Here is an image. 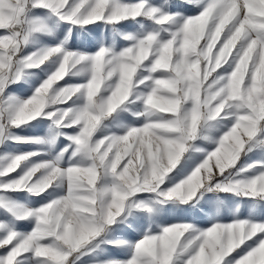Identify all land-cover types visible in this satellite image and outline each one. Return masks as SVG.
<instances>
[{
  "label": "snow or ice",
  "instance_id": "snow-or-ice-1",
  "mask_svg": "<svg viewBox=\"0 0 264 264\" xmlns=\"http://www.w3.org/2000/svg\"><path fill=\"white\" fill-rule=\"evenodd\" d=\"M85 261L264 264V0H0V264Z\"/></svg>",
  "mask_w": 264,
  "mask_h": 264
},
{
  "label": "rangeland",
  "instance_id": "rangeland-1",
  "mask_svg": "<svg viewBox=\"0 0 264 264\" xmlns=\"http://www.w3.org/2000/svg\"><path fill=\"white\" fill-rule=\"evenodd\" d=\"M94 31L92 35L94 36L96 32L103 33V25L97 26H90ZM134 28V25L126 24L125 30H132ZM85 45L88 47L92 46V43L94 41H84ZM67 79V78H66ZM69 83H78L80 82L78 79H71L68 81ZM63 83V82H61ZM27 89L25 88H18L14 89V91L17 94H24ZM44 128L40 127L37 129L27 128L23 130H18L23 135H39L43 134ZM23 150H30L28 148H24ZM206 202L202 201V206L204 211L200 212L198 209L193 212L191 210H187V205H180L175 206L172 204H165L162 205V211L158 217L157 223H169V222H175L172 221L175 218H183V217H189V216H195L196 220L200 223V226L207 227L210 225L212 221V218L214 216L220 218L223 220V222H230V219L234 218L235 216H240L241 218H246L250 211H252L250 202L244 200L242 197L238 196H230L229 194H221L224 197L223 205L219 206L215 203V194L214 193H206ZM21 230H30L27 227L22 228ZM120 235H124V238L133 239V238H139L137 234L131 233V230H125L124 232L120 233ZM109 255L124 259L127 258V254L116 248H109ZM85 264H87V261H85Z\"/></svg>",
  "mask_w": 264,
  "mask_h": 264
}]
</instances>
